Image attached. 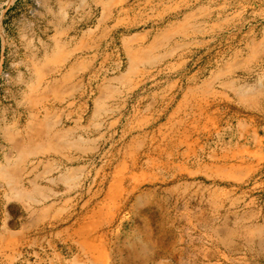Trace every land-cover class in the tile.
Here are the masks:
<instances>
[{
	"label": "rangeland",
	"instance_id": "rangeland-1",
	"mask_svg": "<svg viewBox=\"0 0 264 264\" xmlns=\"http://www.w3.org/2000/svg\"><path fill=\"white\" fill-rule=\"evenodd\" d=\"M0 264H264V0H0Z\"/></svg>",
	"mask_w": 264,
	"mask_h": 264
},
{
	"label": "bare ground",
	"instance_id": "bare-ground-1",
	"mask_svg": "<svg viewBox=\"0 0 264 264\" xmlns=\"http://www.w3.org/2000/svg\"><path fill=\"white\" fill-rule=\"evenodd\" d=\"M146 256V255H145Z\"/></svg>",
	"mask_w": 264,
	"mask_h": 264
}]
</instances>
